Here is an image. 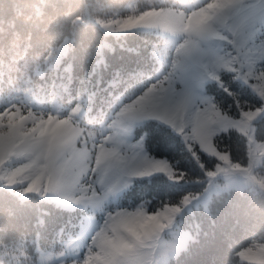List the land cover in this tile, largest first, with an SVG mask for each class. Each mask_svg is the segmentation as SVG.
I'll return each mask as SVG.
<instances>
[{
    "label": "clouds",
    "instance_id": "1",
    "mask_svg": "<svg viewBox=\"0 0 264 264\" xmlns=\"http://www.w3.org/2000/svg\"><path fill=\"white\" fill-rule=\"evenodd\" d=\"M261 118L264 0H0V264H264Z\"/></svg>",
    "mask_w": 264,
    "mask_h": 264
},
{
    "label": "trees",
    "instance_id": "2",
    "mask_svg": "<svg viewBox=\"0 0 264 264\" xmlns=\"http://www.w3.org/2000/svg\"><path fill=\"white\" fill-rule=\"evenodd\" d=\"M260 126L264 128V118H261ZM152 128V138L150 141V150L159 156H167L170 160H182L185 155L183 152V144L178 135L168 129L163 125H151ZM233 134V138H234ZM183 166L185 168L192 167L191 162L187 160H183ZM182 189H174L166 183L165 178L162 176H156L151 178V180H145L137 183L131 190H129L128 194L134 199L138 200L141 195H156L159 198L163 199L165 195L176 196L178 195ZM79 213L75 215V220L78 219ZM68 219L67 215H57L55 222L50 223L48 230L45 232L44 244L45 246L49 245L53 242L55 238L56 230L59 228L60 224L65 222ZM205 219V226H207V219ZM215 246L209 247L205 250V252L201 253L197 259H203L208 253L215 251Z\"/></svg>",
    "mask_w": 264,
    "mask_h": 264
},
{
    "label": "rangeland",
    "instance_id": "3",
    "mask_svg": "<svg viewBox=\"0 0 264 264\" xmlns=\"http://www.w3.org/2000/svg\"><path fill=\"white\" fill-rule=\"evenodd\" d=\"M209 91H210V92H215L216 89H215L214 86H212V87L209 88ZM239 91H240L241 94L244 96V98H246V99H250V100L253 99V97H252L250 91H249L246 87H244V88H240ZM149 151H151L150 148H149ZM151 152H152V151H151ZM155 155H156V154H155ZM157 156H159V155H157ZM165 157H167V156H165ZM167 158H168V157H167ZM128 192H129V190L126 191L125 193H123V194L121 195V197L119 198L120 203L127 205L129 202L135 203V202L138 201V200H134V199L128 194ZM78 219H79V215H78ZM53 241H54V240H53ZM51 243H52V242H51ZM51 243H50V244H51ZM50 244H49V245H50ZM49 245H47V246H49Z\"/></svg>",
    "mask_w": 264,
    "mask_h": 264
},
{
    "label": "snow or ice",
    "instance_id": "4",
    "mask_svg": "<svg viewBox=\"0 0 264 264\" xmlns=\"http://www.w3.org/2000/svg\"><path fill=\"white\" fill-rule=\"evenodd\" d=\"M248 115L251 117L252 114H248Z\"/></svg>",
    "mask_w": 264,
    "mask_h": 264
}]
</instances>
